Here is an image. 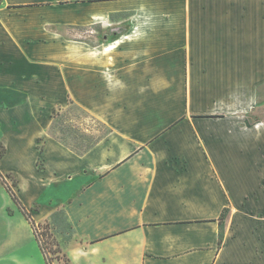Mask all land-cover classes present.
Wrapping results in <instances>:
<instances>
[{
    "label": "crops",
    "instance_id": "obj_1",
    "mask_svg": "<svg viewBox=\"0 0 264 264\" xmlns=\"http://www.w3.org/2000/svg\"><path fill=\"white\" fill-rule=\"evenodd\" d=\"M9 1L0 5V47L44 39L59 65L70 46L73 86L112 128L83 155L54 154L61 189L34 180L43 179L37 163L33 177L7 171L18 179L19 197L30 192L27 208L39 204L32 217L39 223L66 210L77 229L68 244L73 264H225L238 239L225 227L219 245V218L264 180V121L248 122L262 106L264 0H33L10 8ZM62 28L72 31L68 44ZM41 69L39 85L48 74ZM0 79L1 86L7 77ZM27 107L0 109L18 142H27L25 126H36L37 107ZM56 146L45 138L43 156ZM249 174L257 177L254 191ZM27 234L5 235L1 258L33 264L25 255L15 263Z\"/></svg>",
    "mask_w": 264,
    "mask_h": 264
},
{
    "label": "rangeland",
    "instance_id": "obj_2",
    "mask_svg": "<svg viewBox=\"0 0 264 264\" xmlns=\"http://www.w3.org/2000/svg\"><path fill=\"white\" fill-rule=\"evenodd\" d=\"M2 2L3 0H0V5ZM28 2H33V0H10L9 8L16 3ZM32 16L34 17V15ZM32 29H34V26H32ZM49 30L51 31V29ZM59 31L63 33L66 39L63 43L68 44L69 42L67 41L72 38L71 29L62 28ZM77 33L78 31H76ZM245 33L247 34L248 32L245 31ZM31 42L37 44L18 48L0 47V74H5L7 77L6 82L1 85L2 87L0 86V90L4 92V95L1 96L5 97L0 100V109L5 111V109L10 107H18L19 110L26 111L28 104L37 107L36 126L30 124L25 126V131L28 134L27 142L13 140L9 135V129L2 126L0 122V139H4L8 144L6 148L8 149L7 155L2 164L0 162V171L4 175H7V171L11 172L12 170L19 172L23 178L33 177L36 175L35 164L37 163L38 170L43 172L40 174L43 179L36 176L34 180L47 190L53 188L61 189L63 178L60 172L57 171L59 169L53 158L55 157L54 154L59 152L60 148H63L69 154L73 152L77 155H83L95 147L102 139L108 137L112 132V128L100 119L99 115L88 109L87 96L82 95L84 89L80 87V90H78L73 86L70 46L69 48L66 46L59 48H62L64 52L65 61L57 65L54 62L56 48L51 45L45 46L43 43L48 42L47 40ZM15 49L19 52L17 56L13 55ZM243 49H246V47L241 46V51ZM260 49L262 60L264 61V48ZM256 50L259 51V48H256ZM246 52L245 50L244 54H247ZM45 56L49 58L47 59V64L45 63ZM44 66H47L48 74L41 86L39 85L41 83L40 72ZM56 67L60 72V78L56 75ZM19 76L20 78L23 76V80H20ZM14 77H18V79ZM81 95L82 97H80ZM258 99L259 105H264V86L259 89ZM141 105H143L142 102ZM101 113L110 114L105 111ZM261 114H264L263 110L261 112L255 110L248 118V122L250 124L254 122L253 125H255L257 122L256 117L261 116ZM259 127L264 129V125ZM37 135H40L38 140L35 141L33 139L30 145L29 137L35 138ZM45 138L57 144L56 147L51 149L52 157L49 154L46 157L43 156ZM261 145L260 154L261 159L263 157L264 161V142ZM33 147H36L38 152L42 150V154L38 153ZM246 153L244 152L243 154L246 155ZM257 154H251L253 161ZM263 170L264 166L262 172H264ZM248 177L251 191L256 190L258 188L257 177L251 174ZM14 179L17 178L14 176ZM9 183L16 190L13 187V181L9 180ZM29 196L30 192L28 189L23 188L22 197L19 198L24 205L23 199H28ZM242 204L241 207L235 208L232 213H229L225 220V227L231 231V236L238 239V247H231L229 255H232L230 258H226L225 264H264V180L260 184V190L248 196ZM40 211L39 204H36L31 209L32 216L33 212L39 213ZM8 217H13V219L9 220ZM40 218L41 221L39 223L46 224L48 219L44 218V216ZM26 221L0 182V264H7V262L11 264L14 261L13 258L10 261L1 258L5 235L12 230L16 232H32L33 234L31 226ZM26 237L23 249L16 250L15 263L20 262L25 255L26 258L31 257L33 264H46L34 234L33 236L31 235V239L28 234ZM43 242L49 250L55 248L57 243L63 248L69 247L68 255L70 258L74 255L73 248L68 245L69 243L63 242L61 238L46 235L43 238ZM49 257L52 259L53 264H64L63 261L57 259L56 254L50 253ZM60 258H62L61 255ZM232 260L236 262L232 263Z\"/></svg>",
    "mask_w": 264,
    "mask_h": 264
},
{
    "label": "trees",
    "instance_id": "obj_3",
    "mask_svg": "<svg viewBox=\"0 0 264 264\" xmlns=\"http://www.w3.org/2000/svg\"><path fill=\"white\" fill-rule=\"evenodd\" d=\"M262 110L264 111V105L257 108L256 111L261 112ZM263 115L261 114V116H257L256 117L257 121H264ZM0 148H1L0 150V162H1V160L5 157L7 153V149L2 142H0ZM42 152L43 151L40 150L39 153L42 154ZM9 180L13 181V187H15L16 190H18L19 189L18 180L14 179V176L12 174L4 175L0 171V182L4 186L7 193L10 195L13 202L17 205V207L19 208L20 212L23 214L25 219L28 221L29 225L31 226L35 240L38 243L41 252L43 253L46 264H53L52 259L49 257L50 253L56 254L57 259L63 261L64 264H73L72 259L64 251L63 247L59 243L55 245L56 246L55 248H51V250H49L43 242V238L46 235L61 238L65 243H70L73 240V238L77 234V229L70 221L69 215L66 212V210L59 209L53 212L49 216L46 224L37 223L32 217L31 210H29L20 200L17 191L12 188V186L9 183ZM34 210L37 211L36 209ZM229 213H230V207H225L219 218V226H220L219 245H222L224 241L225 220L228 217ZM60 255L62 256V258H60Z\"/></svg>",
    "mask_w": 264,
    "mask_h": 264
},
{
    "label": "bare ground",
    "instance_id": "obj_4",
    "mask_svg": "<svg viewBox=\"0 0 264 264\" xmlns=\"http://www.w3.org/2000/svg\"><path fill=\"white\" fill-rule=\"evenodd\" d=\"M115 46H116V45H110V46L108 47V49H109V50H113V49L115 48Z\"/></svg>",
    "mask_w": 264,
    "mask_h": 264
}]
</instances>
